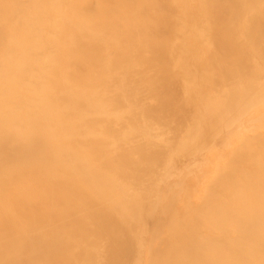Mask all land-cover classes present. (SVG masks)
I'll return each mask as SVG.
<instances>
[{"label":"bare ground","instance_id":"6f19581e","mask_svg":"<svg viewBox=\"0 0 264 264\" xmlns=\"http://www.w3.org/2000/svg\"><path fill=\"white\" fill-rule=\"evenodd\" d=\"M0 264H264V0H0Z\"/></svg>","mask_w":264,"mask_h":264}]
</instances>
